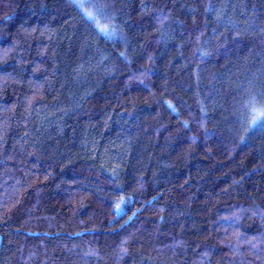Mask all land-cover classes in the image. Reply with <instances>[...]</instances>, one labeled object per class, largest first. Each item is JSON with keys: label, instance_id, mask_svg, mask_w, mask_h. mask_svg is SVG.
<instances>
[{"label": "trees", "instance_id": "1", "mask_svg": "<svg viewBox=\"0 0 264 264\" xmlns=\"http://www.w3.org/2000/svg\"><path fill=\"white\" fill-rule=\"evenodd\" d=\"M0 264H264V0H0Z\"/></svg>", "mask_w": 264, "mask_h": 264}]
</instances>
